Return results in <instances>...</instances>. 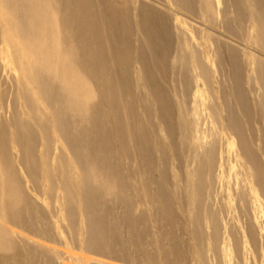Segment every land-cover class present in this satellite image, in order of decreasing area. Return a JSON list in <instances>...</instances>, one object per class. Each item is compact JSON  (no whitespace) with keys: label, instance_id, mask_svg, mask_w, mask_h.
Returning a JSON list of instances; mask_svg holds the SVG:
<instances>
[{"label":"rangeland","instance_id":"1","mask_svg":"<svg viewBox=\"0 0 264 264\" xmlns=\"http://www.w3.org/2000/svg\"><path fill=\"white\" fill-rule=\"evenodd\" d=\"M111 2L133 24L155 17L161 29L165 26L169 30L171 51L166 58L160 54L162 67L157 72L155 68L146 70L136 57L125 66L133 101L125 95L118 66L110 60L107 36L102 35L104 53L112 61L109 66L115 81V102L110 115L115 116L118 138L109 145V161L105 163L103 155L96 152L95 156L90 154V160L96 162L97 168L90 167L93 162L84 163L91 170L87 180L95 189L89 204L77 200L68 205L61 185L49 184L46 170L80 180L84 176L82 166L73 149L58 137L60 126L53 124V134L58 139L47 145L43 132L33 121V113L18 99L19 87H25L27 95L39 106V115L51 114L47 107L51 90L48 86L43 90L36 83V75L43 68L35 63L28 70L18 69L9 57L10 50L5 52L0 40V96L7 93L5 100L0 97V121L1 116L12 120L18 114L21 121L29 122L33 128V155L37 159L32 165L35 168L25 161L22 165L28 147L20 152L10 141L7 148L10 168L0 160V207L4 206L3 201L11 202L8 211L15 222L9 225L5 216H0V231L7 236L0 240L1 261L3 264H16V260L23 264L26 260L34 264H264V194L260 191L263 186L253 177L255 169L239 150L243 148L238 132L232 131L238 122L264 167L261 150L264 122L256 115L262 94L256 72L264 65V0H247L245 7L238 6L237 0H182L179 5L173 0ZM7 13L1 11L9 17ZM51 17L48 20L55 22L56 16ZM98 19L103 27V20L100 16ZM6 25L0 18V35L8 28ZM19 27L20 22L12 27L17 40L21 38ZM133 29L132 41L137 47L143 35L138 28ZM58 36L56 30L52 39L56 37L54 42L59 48ZM24 53L14 55L23 60ZM237 69L242 74L241 92L254 109L252 120L245 116L244 104L239 105L230 96L236 89ZM76 73L82 76L83 86L78 87L73 100L68 94V106L72 103L69 116L73 118L76 110L79 115L95 118L100 111V119L105 122L108 111L100 105V84L79 70ZM22 78H27L25 83H21ZM153 80L158 81L170 105L167 114L159 110L151 94ZM252 87L256 89V99ZM87 126L90 130L91 122ZM70 131L80 136L77 129ZM140 134L145 140L143 149L139 146ZM81 148L79 155L84 151ZM211 150L213 164L217 165L201 180L200 195L196 196L192 190L198 182L194 175L199 157L207 159ZM30 168L36 179L28 174ZM94 171L110 177L108 185L99 187L102 190L98 186L106 180L97 181L93 178ZM253 181L258 182L257 186ZM22 244L26 246L23 248Z\"/></svg>","mask_w":264,"mask_h":264},{"label":"bare ground","instance_id":"2","mask_svg":"<svg viewBox=\"0 0 264 264\" xmlns=\"http://www.w3.org/2000/svg\"><path fill=\"white\" fill-rule=\"evenodd\" d=\"M0 1H3L2 2L4 5L3 9L7 10V12L10 15L9 17H5L6 15L1 14V11L3 9L1 8L2 5H0V14H1L0 18H2L7 23L6 26H8V28L6 27V30H4V32H2V34L0 35V40L5 46V52H8L10 50L9 57L11 61L16 66L19 67L18 69H21L24 67L27 69L29 68L30 64L34 65L35 63L36 64L38 63L36 66H41L43 68L42 70L39 69L40 73L36 75L37 76L36 83L38 82V84L41 85L40 88H43V90L46 89L47 86L51 90L50 91L51 93H49L51 99L48 102L46 101L47 107L51 111V114L43 113L42 117L39 115V106L36 105V103H34L33 100H31L29 95H27V90H25V87L24 88L19 87L18 99L21 101V104L25 108H28L33 113L34 115V117H32L33 121L36 123L37 127L43 132L42 134H44L47 145L49 144V146H51L52 145L51 143L55 141L54 140L55 138L58 139L59 137L61 139H64L66 143L69 145L68 148L73 149V152H75L78 158L77 162L81 164L82 172L84 173V176L80 180H77V178H73V176L63 177L60 175V173L55 175L52 171H50V169H48L45 171V174H46V177L51 182L49 184H52L53 187H56L58 183L61 185L62 187L61 190H63V192L65 193L64 195L66 196L65 199H67L66 202L68 201V205H70L69 202H74L77 200L79 201L84 200V203L89 204L88 200L89 199L91 200V198H93L94 196L93 193L95 189L92 190L93 187L91 186L90 182L87 180L89 178L88 176H90V174L88 175V173H90L91 170H88L89 168L85 167L84 163H88V164L89 163L91 164L92 162L93 164L96 163L94 161H91L92 159L90 158V154L92 153V156L93 154L95 156L96 152L103 155V159L106 163L108 160V152H109V147H110L109 145L112 144L111 142H114L113 141L114 139L117 141V138H118V132H117V126H116L117 122L113 119V117L115 116L113 114L112 116L110 115L111 111H113L112 108L114 107V102H115V99H114L115 98L114 96V82L115 81L113 79V73L111 72V67L109 66V64L112 61L109 62V60L107 59L104 53L105 48L103 44L102 35L105 34L107 36L109 48L111 49V53H112V57L110 56L112 59L110 60H113L115 64L118 66L119 74L122 77V81L120 82L123 85V90L125 92V95L131 96V93H132L131 84H129L131 83V81L129 80L130 79L129 77L128 78L125 77L126 70H127L125 66H127L128 64L130 65L132 61H134L133 59L137 58L139 59V62H141L143 67L147 68L146 70L148 69L150 70V68L152 69L155 68L156 72L157 70H160V68L158 69V67L161 66L162 59H163L161 58L162 56L160 54H163L166 58L167 55L171 51L170 50L171 42L169 40L170 38L169 30L165 28V26H164V30L161 29L160 23L155 17L154 19L152 18L150 20L148 19L147 22L146 21L142 22L139 19L138 21H136V23L133 24V22H131L130 20V17L124 11H120L119 8L112 5L111 0H0ZM173 1L175 2L176 5L177 4L179 5V3L182 2V0H173ZM125 2L126 0H123L124 4H126ZM246 2L247 0H237L238 6H241V7L242 6L245 7ZM48 15L50 17L55 15L56 21L54 22L53 19L48 20L50 18L48 17ZM99 16L103 20V23H104L103 27L99 25V19H98ZM18 22H20V27H19L20 32H21V36H19L21 37L20 40H17L12 34V27L15 26L16 23ZM133 28L135 29L138 28L143 35V41H140L139 46L137 47L132 41V34L134 33ZM56 30L59 33L58 40H56L58 41L59 48L56 46L57 44L54 42L56 37L55 39H52V37L56 33ZM14 52L16 53L25 52L22 55L23 60H20V58L16 57L14 55ZM63 60H66V61H63ZM76 70L77 71L79 70L81 73L87 75L90 79L100 84L99 86L102 89L100 105L104 107L106 111H108V114L106 113L105 122L101 120L102 114L100 111L97 117L95 118L94 116L90 118L84 115H79L76 110L74 112L75 115L73 116V118L69 116L68 111H69V107L71 108L72 103H69V106H68L67 104L68 94H69V97H71L73 100V97L78 94V87L81 85V83H83L81 82L82 76L80 77L79 75H77ZM204 73L205 71L203 72V74ZM256 73H257V82L260 86V90L262 91V94L259 96V100L257 101L259 107L257 108L256 115L260 116V118L264 122V65L259 66ZM27 76H30V75H27ZM30 77L29 78L27 77V78L30 79ZM27 78H22L21 83H25ZM119 80L117 82H119ZM147 80H149V76ZM234 80L236 81V86H235L236 89L230 93V96L235 97L239 105L244 104L243 107H244L245 116L247 117V119L252 120L253 117L255 116L254 109L251 105L248 104L250 102L247 101L246 95H243V93L241 92L242 74H241V71H239L238 69L235 74ZM151 84L153 87L151 90L153 91V93L151 94H153L152 96L154 97L156 104L159 106V110L167 114L169 111L170 105L167 101V98L164 92L161 90V87L158 85V81L153 80ZM61 85L63 86L68 85L67 86L68 88L64 89ZM251 89H252V92H254L256 96L255 87H252ZM6 95H7L6 92H2V95H1L2 97L1 96L0 97L5 100ZM71 98H70V101H71ZM256 98L257 96L255 97V99ZM232 109L234 111L235 108L233 107ZM6 114L7 113H5L4 116ZM133 114H136V113H133ZM1 118H2L0 121V160L1 162L6 167L8 166L10 168L9 154H8L7 148L9 146V143H11L10 141H13L14 142L13 144H15L17 148H19L20 152L24 151L25 148L28 147V149H26L28 150L26 153V158L22 159L21 164L23 165L25 161L27 162V165L30 164L31 167L33 168L34 166L32 165H35V162L37 160L33 155L34 147H33V141L31 139L32 137L31 131L33 128L29 126V122L21 121L20 115L18 114L17 116L16 115L13 116L12 120L11 118L5 119L2 116ZM90 122H91L92 128L89 130L88 129L89 126L87 125ZM139 122H137V124ZM54 123L60 126L58 127V134H59L58 137H55L57 134L56 135L53 134L54 132L53 124ZM236 125H237L236 129H233L232 131L234 134L236 130L242 140L243 149L240 148L239 150L243 158H245L246 162L253 166L252 169H255L254 170L255 175L253 174L254 175L253 177H255V179L259 183L258 182L255 183L254 182L255 180L253 182L255 186H257L256 185L257 183L263 186L262 190H260L261 186L258 185L259 190L262 192V194H264V189H263L264 188V167L262 166V164H260L259 159L257 158V154L254 152V149L252 150L251 144L245 137V133L241 129V126L238 125V122ZM72 129H77L80 132L81 138L80 136L72 134L70 131ZM137 130H140V129L138 128ZM139 132L137 133L139 134ZM144 141L145 140H143V136L140 134L139 135V146L141 148L143 147ZM100 145L103 147L102 150L100 149L101 148ZM262 145L263 146L261 150L264 154V133L262 135ZM81 147H83L84 151L82 155H79L78 149ZM96 148L97 150L95 151ZM213 152L214 151L211 150L210 154H207V159L206 158L204 159L203 157H199V168L197 169L194 175V178H196L198 182L197 184L194 185V190H192L193 191L192 193H194L196 196L200 195V191L202 187L201 185H203V182H201V180L205 179L207 172L212 171L214 164L217 165V163L213 164ZM215 161L216 160H214V162ZM70 164L71 163H69V165ZM93 164L90 165L91 168L92 166L96 165V164L94 165ZM92 169H94V167ZM28 170L32 172V173L31 172L28 173L30 174V177L33 179H36L35 178L36 175L34 174L32 169L30 168ZM94 172L93 173L95 176H93V178L95 177L97 181H99L100 183H103L102 179L106 180L103 184L99 185L98 188L105 187L104 184L108 185V180L110 179L109 176L102 175V173H100L101 171L100 172L94 171ZM58 189L60 188L58 187ZM96 200H99V198L98 199L96 198ZM3 203H4V206L0 207V216L4 215L6 223H8L9 225H12L15 222L11 218L12 214L10 215L8 211L9 208L12 206V203L5 202V201H3ZM93 205L94 204H92V206ZM3 208L4 210H2ZM88 208H89V205H88ZM197 209L198 207H196V214H197V219H198ZM1 210L3 212H1ZM27 230L28 229H26V231ZM99 230H101V228ZM101 233H103L102 230H101ZM6 237L7 236L0 231V240L5 239ZM23 246L25 247L26 245L22 244V247ZM21 250H24V249H21ZM19 252L22 253V251H19ZM21 253L19 254L21 255ZM16 258H19V257L16 255ZM33 261H35V258ZM15 262H17L16 264L24 263V262L22 263L21 260H16ZM0 264H3L1 259H0ZM25 264H34V263L31 262L30 260H26Z\"/></svg>","mask_w":264,"mask_h":264}]
</instances>
